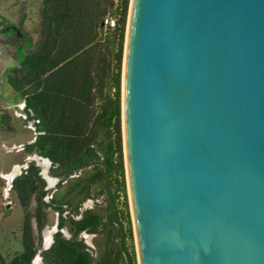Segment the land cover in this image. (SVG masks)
<instances>
[{"label": "water", "instance_id": "water-1", "mask_svg": "<svg viewBox=\"0 0 264 264\" xmlns=\"http://www.w3.org/2000/svg\"><path fill=\"white\" fill-rule=\"evenodd\" d=\"M122 119L139 264H264V0H133Z\"/></svg>", "mask_w": 264, "mask_h": 264}, {"label": "trees", "instance_id": "trees-1", "mask_svg": "<svg viewBox=\"0 0 264 264\" xmlns=\"http://www.w3.org/2000/svg\"><path fill=\"white\" fill-rule=\"evenodd\" d=\"M129 7L130 0H44L35 47L19 49V63L4 73L27 120H35L24 151L48 158L59 182L47 188L35 160L14 178L23 249L0 254V264H33L39 252L43 264H138L122 119ZM109 15L117 17L115 27L104 24ZM98 197L102 203L81 210ZM50 208L59 214L58 229L43 249ZM83 232L96 235L95 248Z\"/></svg>", "mask_w": 264, "mask_h": 264}, {"label": "rangeland", "instance_id": "rangeland-1", "mask_svg": "<svg viewBox=\"0 0 264 264\" xmlns=\"http://www.w3.org/2000/svg\"><path fill=\"white\" fill-rule=\"evenodd\" d=\"M43 2L44 0H0V28H4L6 24L10 22L19 24L20 18L24 17L25 21L24 25L21 27V31L22 33L32 37V43L29 44L26 49H23L24 53H27L30 49L35 47L39 39V32L41 28V8L43 6ZM3 18L6 19L3 21ZM4 39L6 38L0 33V116H4V121L0 120V254L3 257H10L23 249L21 228L24 221V209L12 189L14 178L19 175L25 167H27L28 162L31 160H35L41 167V172L45 174L50 182L54 183L53 187L57 185L59 178L51 175L50 162L48 165L43 166L42 158H38L35 154L28 155L26 151H24V145L33 141L36 133L29 126V121L25 120V103L23 101L15 100L17 96L16 92L7 82V79L4 78V73L7 68L19 63L15 46L4 45ZM19 42H22V40H19ZM123 78L124 59L122 82ZM14 171H17L16 174L9 178V174L11 175ZM102 202L103 198L101 197L88 199L84 202L81 210L92 208L97 203ZM58 220V212H55L51 208L48 209V224L44 229L42 241V247L44 249L53 242L54 233L58 229ZM47 229L51 231L52 240L49 242H46ZM63 231L67 236L71 235L69 226L64 228ZM82 236L90 246L95 248V234L83 232ZM135 247L137 251L136 238ZM39 255H41V253H38L37 257H40ZM34 264H43L42 258L40 257V260Z\"/></svg>", "mask_w": 264, "mask_h": 264}, {"label": "flooded vegetation", "instance_id": "flooded-vegetation-1", "mask_svg": "<svg viewBox=\"0 0 264 264\" xmlns=\"http://www.w3.org/2000/svg\"><path fill=\"white\" fill-rule=\"evenodd\" d=\"M5 19L6 18H3V21ZM24 21H25L24 17H22L20 18L19 24L10 22L7 23L4 28H0V33L4 35V37L6 38L3 40L4 41L3 44L7 46L14 45L16 49V53L21 48L26 49L32 40V37L30 35L24 34L21 31V27L24 25ZM19 40H22V42H19Z\"/></svg>", "mask_w": 264, "mask_h": 264}, {"label": "bare ground", "instance_id": "bare-ground-1", "mask_svg": "<svg viewBox=\"0 0 264 264\" xmlns=\"http://www.w3.org/2000/svg\"><path fill=\"white\" fill-rule=\"evenodd\" d=\"M132 4H133V0H132V3H131V7H130V13H129V17H128V26H127V34H126V45H125V57H124V78H123V82H122V85H123V93H124V96H125V89H126V65H127V43H128V35H129V28H130V20H131V12H132ZM124 109H125V98H124ZM43 160V158H42ZM44 164L47 163L48 164V160H43L42 161ZM17 171H14L11 175L9 174V178H11L12 176H14L16 174ZM45 175V174H44ZM132 203V202H131ZM134 216V214H133ZM46 239L47 241L46 242H49L51 239V231H49L47 229L46 231ZM40 260V257H35L34 261H33V264L34 263H37L38 261Z\"/></svg>", "mask_w": 264, "mask_h": 264}, {"label": "built area", "instance_id": "built-area-1", "mask_svg": "<svg viewBox=\"0 0 264 264\" xmlns=\"http://www.w3.org/2000/svg\"><path fill=\"white\" fill-rule=\"evenodd\" d=\"M117 17H114L112 15H109L105 18V21H104V24L105 25H109L111 27H115L116 24H117ZM27 114H26V117H25V120H27ZM38 121V120H36ZM35 120H29V126L34 130L35 132V124H34ZM36 133V132H35Z\"/></svg>", "mask_w": 264, "mask_h": 264}, {"label": "crops", "instance_id": "crops-1", "mask_svg": "<svg viewBox=\"0 0 264 264\" xmlns=\"http://www.w3.org/2000/svg\"><path fill=\"white\" fill-rule=\"evenodd\" d=\"M31 142H32V141H31ZM43 160H46V159H43ZM48 164H49V162H48ZM48 164H47V163H45V166H46V165H48Z\"/></svg>", "mask_w": 264, "mask_h": 264}]
</instances>
